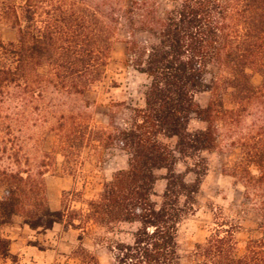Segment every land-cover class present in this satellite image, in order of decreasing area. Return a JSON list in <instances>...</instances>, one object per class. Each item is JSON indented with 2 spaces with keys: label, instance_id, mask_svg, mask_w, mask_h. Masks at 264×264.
<instances>
[{
  "label": "trees",
  "instance_id": "obj_1",
  "mask_svg": "<svg viewBox=\"0 0 264 264\" xmlns=\"http://www.w3.org/2000/svg\"><path fill=\"white\" fill-rule=\"evenodd\" d=\"M0 18L15 32L14 41L0 37V152L11 150L7 157L16 164L21 120L18 112L3 113L6 94L20 109L41 100L46 86L82 95L105 76L118 27L127 33L128 64L144 77L141 103L127 107L124 124L100 126L84 113L60 114L54 142L35 172L0 169V227L16 215L32 230L60 222L82 230L89 224H135L130 241L108 245L113 264H181L179 226L209 168L202 152L218 146V121L240 124L243 113L255 114L249 112L255 105L264 112V0H101L94 6L82 0H0ZM212 65L229 73L220 81L231 89V109L215 91L217 82L206 80ZM246 68L260 74L258 86ZM203 91L212 92L206 106L195 100ZM193 116L205 127L189 130ZM259 119L263 125L240 142L246 158L237 167L264 211V117ZM93 144L125 151L127 166L82 205L74 204L81 193L68 190L60 208L51 209L43 181L48 161L60 156L63 169L73 174L82 149ZM188 173L193 181L186 180ZM159 179L165 186L158 196ZM223 225L196 245L194 264H264V237L249 240L240 254L233 230ZM8 253V240L0 236V255ZM75 253L81 264H99L82 246Z\"/></svg>",
  "mask_w": 264,
  "mask_h": 264
},
{
  "label": "rangeland",
  "instance_id": "obj_2",
  "mask_svg": "<svg viewBox=\"0 0 264 264\" xmlns=\"http://www.w3.org/2000/svg\"><path fill=\"white\" fill-rule=\"evenodd\" d=\"M82 1L94 6L101 0ZM130 1L119 0L120 5ZM166 4L163 2V5ZM0 37L6 42L15 40L14 30L8 21L1 18ZM126 38L125 29L118 27L112 41L105 76L82 95L60 92L46 86L43 98L26 109L14 107V97L10 93L5 95L3 113L18 112L20 116L21 123L18 126L21 130L16 134L22 149L19 164L7 157L11 150L8 149L5 154L0 152V169L16 170L21 167L35 172L39 168L38 161L42 158V153L49 151L54 142L52 128L60 114L84 113L92 123L100 126H108L110 122L124 124L129 119L130 110L127 107L141 103L144 77L127 62ZM245 70L251 83L258 86L261 82L260 74L250 68ZM223 76H229L226 68L212 65L206 80L217 82L215 91L221 96L224 107L231 109V89L220 81ZM8 90L12 92L11 88ZM211 97L212 92L203 91L195 95V100L200 106H206ZM35 105L36 108H33ZM249 112L255 114L248 116L243 113L240 124L229 118L218 121V146L214 150L202 152L208 160L209 168L195 195L192 210L179 226L178 248L181 264H194L197 258L196 245L203 243L221 224L233 230L240 254L245 252L249 240L264 237V211L260 208V198L247 188L246 174L237 167L246 158L240 142L251 131L263 125L258 118L264 117V112L257 105L250 107ZM204 127L205 123L195 116L188 125L189 130ZM6 145L9 146L7 142ZM24 157L28 162H24ZM81 161L73 174L63 169L60 156L48 161V171L43 175V181L51 209L60 208L61 195L68 190L81 193L82 196L74 203L76 206L94 197L115 171L127 166V153L119 148H104L93 144L82 149ZM250 169L252 174H256L254 166L251 165ZM177 170L184 171V164L180 162ZM158 173L163 174L164 171ZM193 179V174L186 175L187 181ZM164 186L165 180H157L155 191L158 196ZM247 192L250 197H247ZM1 194L0 188V196ZM135 227V224L120 223L111 229H105L89 224L82 230L60 222L54 223L47 230H32L16 215L8 224L0 227V236L9 243V253L7 256L0 255V264H81L75 253L80 246L92 253L99 264H113L108 245L118 240L130 241Z\"/></svg>",
  "mask_w": 264,
  "mask_h": 264
}]
</instances>
